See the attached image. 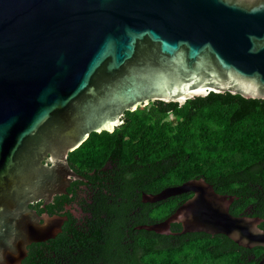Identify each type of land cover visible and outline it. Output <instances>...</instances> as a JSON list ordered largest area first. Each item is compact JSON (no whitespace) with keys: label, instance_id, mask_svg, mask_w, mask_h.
<instances>
[{"label":"water","instance_id":"water-1","mask_svg":"<svg viewBox=\"0 0 264 264\" xmlns=\"http://www.w3.org/2000/svg\"><path fill=\"white\" fill-rule=\"evenodd\" d=\"M211 91L264 99V0H0V264H20L29 244L60 229L30 204L65 191L68 154L91 132L113 131L150 101L182 105ZM188 192L137 227L264 248L263 218L233 214L238 196L202 176L142 196Z\"/></svg>","mask_w":264,"mask_h":264},{"label":"trees","instance_id":"trees-1","mask_svg":"<svg viewBox=\"0 0 264 264\" xmlns=\"http://www.w3.org/2000/svg\"><path fill=\"white\" fill-rule=\"evenodd\" d=\"M107 155L119 161V175L127 184L123 194L129 195L133 184L145 178L150 182L145 191L157 192L167 185L202 176L218 192L238 196L230 205L233 214L260 216L263 221L259 225L264 229L262 98L211 91L189 98L182 105L150 101L142 108L125 111L113 131L91 132L69 153L79 163L99 161ZM141 167H145L142 174L135 172ZM189 193L152 202L150 223L168 216ZM180 228L178 223L171 224L173 231ZM151 232L150 251L142 257L148 264H257L264 253L261 246L245 248L223 234ZM117 235L121 240L122 232ZM108 251L106 248V260ZM36 256L37 251L31 249L28 263L35 264ZM40 264L53 263L43 259Z\"/></svg>","mask_w":264,"mask_h":264},{"label":"flooded vegetation","instance_id":"flooded-vegetation-1","mask_svg":"<svg viewBox=\"0 0 264 264\" xmlns=\"http://www.w3.org/2000/svg\"><path fill=\"white\" fill-rule=\"evenodd\" d=\"M68 163L75 175L65 191L55 193L49 201L39 198L31 203L40 215H57L60 229L52 237L29 244L20 264H29L31 249L37 251L35 264L43 259L53 264H148L142 257L150 251L153 234L137 226L153 218L152 202L142 196L150 182L146 178L136 182L126 195L122 190L127 184L119 175L117 158L107 155L99 161L79 163L68 154ZM144 168L135 172L142 174ZM119 231L121 240L117 239Z\"/></svg>","mask_w":264,"mask_h":264},{"label":"rangeland","instance_id":"rangeland-1","mask_svg":"<svg viewBox=\"0 0 264 264\" xmlns=\"http://www.w3.org/2000/svg\"><path fill=\"white\" fill-rule=\"evenodd\" d=\"M143 106H145V105H139V106H137V108H142ZM170 118H173V116L170 115Z\"/></svg>","mask_w":264,"mask_h":264}]
</instances>
